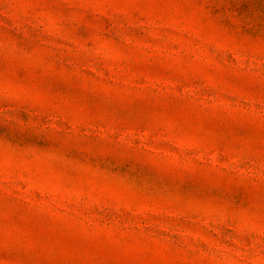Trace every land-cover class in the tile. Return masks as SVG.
Segmentation results:
<instances>
[{"label":"rangeland","instance_id":"1","mask_svg":"<svg viewBox=\"0 0 264 264\" xmlns=\"http://www.w3.org/2000/svg\"><path fill=\"white\" fill-rule=\"evenodd\" d=\"M0 264H264V0H0Z\"/></svg>","mask_w":264,"mask_h":264}]
</instances>
